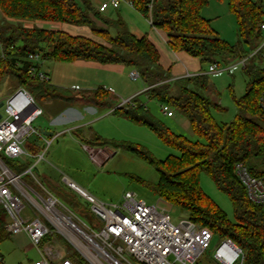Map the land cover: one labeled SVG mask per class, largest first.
I'll return each instance as SVG.
<instances>
[{
	"label": "trees",
	"instance_id": "obj_1",
	"mask_svg": "<svg viewBox=\"0 0 264 264\" xmlns=\"http://www.w3.org/2000/svg\"><path fill=\"white\" fill-rule=\"evenodd\" d=\"M125 1H131L148 19L152 6L151 25L166 32L170 49L198 57L202 64H230L248 57L264 38L263 0H218L226 1L236 16L238 41L235 44L221 38L210 20L202 16L203 8L211 0ZM0 11V86L9 77L17 87L25 86L34 96L49 95L51 82L38 81L27 73L30 63L27 55L32 51H41L53 61L83 59L139 70L148 86L145 90L148 98L184 115L197 139L175 133L138 95L116 107L117 96L100 87L95 91L101 98L96 104L111 106L113 113L147 126L179 153L159 159L145 146L130 141L112 144L154 165L160 177L152 189L162 200L181 207L197 225L210 228L214 239L233 238L244 251V264H264V206L249 197L236 173L237 163L243 162L252 175L264 179V117L259 101L264 89V67L252 63L243 68L249 82L244 95L235 99L237 115L229 123H220L213 112L226 109L208 74L171 80V68L162 65L161 52L147 34L136 35L122 17H107L106 10L95 8L90 0H82L81 4L77 0H0ZM25 20L87 26L99 39L73 35L58 28L26 25ZM202 71H205L203 67ZM90 143L103 146L109 142L96 136ZM28 151L33 156L40 153L39 148ZM2 158L19 174L30 166L29 161L17 164L4 154ZM202 172L230 198L233 220L203 190ZM74 210L84 214L83 209ZM9 222L7 211L0 205V243L12 236L6 229ZM75 256L69 254L75 263L82 264ZM197 264L217 263L204 262L201 257Z\"/></svg>",
	"mask_w": 264,
	"mask_h": 264
},
{
	"label": "rangeland",
	"instance_id": "obj_2",
	"mask_svg": "<svg viewBox=\"0 0 264 264\" xmlns=\"http://www.w3.org/2000/svg\"><path fill=\"white\" fill-rule=\"evenodd\" d=\"M77 1L80 4L82 3V0ZM90 1L95 8L99 9L103 2H109L110 0ZM128 6L131 7H129L130 14L126 12L131 17L130 22L127 20L128 26L133 23L132 25L134 28L136 27L135 30L138 33H144L142 31L146 33V30L149 32L152 28L150 20L125 0H121V8L110 7L104 14L113 19L119 16L124 19L123 8ZM201 14L204 18L210 20L212 27L221 38L231 44L238 41L236 16L230 11L226 1L211 0L203 8ZM54 26L73 35H87L99 39L87 26L69 23H59ZM154 34L157 44L160 43L162 63L167 68L172 66L171 71L174 77H178L180 74L184 75L183 77L190 76L189 74H193L199 67H203L205 70L208 69V64H202L200 58L193 57L186 52H180V60H177L170 47L165 45L161 35L156 31ZM161 34L164 37L166 36L165 31H162ZM251 55V60L247 65L254 63L264 67V38L258 49H254ZM221 64L226 65L224 62ZM44 69L52 77V87L48 89L49 95L35 96L37 104L43 108L44 113L34 120L32 126L35 131L27 138L25 148L27 150L39 148L40 152L46 151L45 159L38 162L29 151L32 156H23L12 159V161L17 164L29 161L30 166L26 170L36 163L37 168H35L34 174L38 178L39 171L47 170L46 172L55 182V186H51L52 191L71 209H83L84 214H82V217L91 224L97 221V216L90 210L89 202L64 183V175H67L82 188L108 204L121 202L124 194L131 191L136 193L137 197L145 199L149 203L159 202L161 206L166 208L173 222L178 223L187 219L188 213L186 211H183L178 205L162 200L152 189V185L156 184L160 177L154 165L133 152L116 147L112 143L130 141L145 146L159 159H165L168 155L179 152L165 144L147 126L135 124L126 117L113 113L114 108L111 106H104L101 103L95 104L100 102L101 99L95 94V91L100 87L112 91L118 98L116 107L120 104H126L138 95V99L146 102L151 112L175 133L195 140L197 135L192 130L188 119L176 110H173V116H168L155 99H149L145 93L148 86L143 79L134 80L130 76L136 68L123 64H102L96 61L78 59L73 62L48 60L44 64ZM209 76L220 92L221 105L226 109L224 112L214 111V117L220 123H229L237 115L235 99L244 95L249 78L242 66L232 73L220 72ZM45 87L49 88L47 85ZM16 88V82L12 78H6L0 86V102L12 94ZM0 110L3 112V108ZM69 116L77 117L78 122L81 121V123L87 124L82 125L79 130L68 126V132L62 133L61 136L53 140L52 144L48 145L38 132L48 130L57 134L60 130L53 125V118L66 121ZM66 125H70V122ZM96 136H101L109 142L100 146L109 156L106 160L97 162L93 161L91 153H94L99 146L90 143V140ZM45 137L51 138L52 136L45 135ZM24 180L39 189V185L32 174L24 175ZM201 186L233 220L234 209L230 198L220 191L212 178L204 172L201 174ZM97 229L99 228L97 227ZM217 244L218 239H214L211 248L203 255L204 262L216 263L213 259V253ZM67 245L68 248H73L69 242ZM0 251L6 255L8 264L18 262L32 264V260L39 257L36 248L31 245L25 233L12 235L1 242ZM69 252L72 251L69 249ZM75 253V259L82 260V255L78 251H75ZM28 259L31 261L29 262ZM84 264L90 263L84 260Z\"/></svg>",
	"mask_w": 264,
	"mask_h": 264
},
{
	"label": "built area",
	"instance_id": "obj_3",
	"mask_svg": "<svg viewBox=\"0 0 264 264\" xmlns=\"http://www.w3.org/2000/svg\"><path fill=\"white\" fill-rule=\"evenodd\" d=\"M127 2L133 6L131 1ZM120 4L121 0H110L101 4L100 10L105 11L109 6L118 8ZM262 28L264 30V24ZM251 56L226 65L214 62L197 74L232 73L241 66L246 67ZM27 60L30 77L51 82V75L44 69L49 59L43 52H29ZM130 76L134 80L141 78L137 69ZM259 101L264 117V89ZM3 102V112L0 110V205L10 218L7 231L11 235L25 233L36 248L39 257L32 260V264H77L69 257V249L71 254L78 251L82 255V264L84 260L90 264H197L211 248L214 236L210 228L199 226L189 218L175 223L159 202L149 203L134 192H126L121 202L108 204L64 175V183L88 201L90 210L97 216V221L91 224L37 178L34 174L36 163L24 173L13 171L2 154L12 159L32 156L25 142L35 131L34 120L44 110L25 86L17 87ZM122 105L125 104L118 107ZM162 109L168 116L174 115L170 106L163 105ZM38 133L50 145L64 132L53 133L51 138ZM45 152L34 155L38 162L45 159ZM236 173L249 197L264 206V179L252 175L243 162L237 163ZM27 174H32L39 189L24 180ZM68 242L73 248H68ZM213 259L217 264H244V251L233 238L225 237L215 246ZM0 264H8L1 253Z\"/></svg>",
	"mask_w": 264,
	"mask_h": 264
},
{
	"label": "crops",
	"instance_id": "obj_4",
	"mask_svg": "<svg viewBox=\"0 0 264 264\" xmlns=\"http://www.w3.org/2000/svg\"><path fill=\"white\" fill-rule=\"evenodd\" d=\"M104 3V2H103ZM102 3V4H103ZM101 6V5H100ZM110 7H113V6H109L108 8H110ZM129 7L130 6H128V7H125V8H123V12H124V19H125V21H126V23H127V20H128V22H130V18L131 17H129L128 16V14H126V12H129V14H130V12H131V10H129ZM133 7V6H132ZM107 8V9H108ZM115 8V7H114ZM118 8H121V4H120V6L118 7ZM118 8H116V9H118ZM131 8V7H130ZM106 9V10H107ZM126 9H128V10H126ZM0 17H1V15H0ZM24 23L26 24V25H30V26H33V25H38V26H40V27H46V28H58L57 26H54V25H58L59 23L58 22H47V21H29L28 22V20H25L24 21ZM151 23V22H150ZM133 23H131V25L130 26H128L129 28H130V30L133 32V33H135L136 35H138V36H143V35H145V34H147L148 36H149V38L157 45V47L159 48V50H160V47H159V44H157V40H156V38H155V34H154V32L156 31L157 33H159L160 35H161V37H162V39L164 40V43H165V45H167V47L169 46L168 45V36H167V34H166V32H165V37L161 34V32L163 31V30H161V29H158V28H156V27H152L151 29H150V31L148 32L146 29H144V30H146V33H145V31H142V32H144V33H138V31H136L135 29H136V27L134 28L133 27V25H132ZM152 24V23H151ZM127 25H129V24H127ZM47 26H50V27H47ZM59 29V28H58ZM164 32V31H163ZM87 36V35H86ZM160 52H161V50H160ZM173 53L176 55V57H177V60H180V57H179V53L180 52H174L173 51ZM161 63H162V55H161ZM162 65L164 66V64L162 63ZM165 67V66H164ZM165 68H167V67H165ZM170 68V67H169ZM171 68H172V66H171ZM202 71V67H199L196 71H194V73L193 74H190V75H194V74H197V73H199V72H201ZM190 72V71H189ZM171 73H172V71H171ZM50 74V73H49ZM176 75V74H175ZM184 75H182V74H180V76H178V77H174L173 76V73H172V79L171 80H175V79H178V78H181V77H183ZM51 82H52V77H51ZM111 87V86H110ZM111 88H113V87H111ZM97 103V102H96ZM95 103V104H96ZM77 117H74V116H69L68 117V119L66 120V121H60V120H58L57 118H53V125L54 126H56V128L58 129V130H60L59 132H64V134L66 133V132H68V130H69V127L68 126H71L70 128H72V129H75V130H79L80 129V127L82 126V125H86L87 123H81V121L80 122H78L77 120L78 119H76ZM68 122H70V125H66V124H68ZM66 125V126H65ZM67 127V128H66ZM73 131V130H72ZM49 132H51V131H49ZM58 132V133H59ZM52 133H54V132H52ZM49 136H51V135H49ZM61 136V135H60ZM98 146V145H97ZM109 155H107V153H106V151L105 150H103V149H101V147L99 146L95 151H94V153H91V158L93 159V161H95V162H97V161H100V160H106L107 159V157H108ZM35 168H37V165H36V167ZM47 170H44L43 172H40L39 171V180H41L47 187H49L51 190H52V188H51V186H55V182H54V180L50 177V175L46 172ZM41 174V175H40ZM28 184H30V183H28ZM30 186H32V187H35V186H33V185H31L30 184ZM0 253L4 256V258H5V260H6V255L4 254V253H2L1 251H0ZM29 260V262L31 261L30 259H28ZM18 263H21V262H18ZM23 264V263H22Z\"/></svg>",
	"mask_w": 264,
	"mask_h": 264
},
{
	"label": "water",
	"instance_id": "obj_5",
	"mask_svg": "<svg viewBox=\"0 0 264 264\" xmlns=\"http://www.w3.org/2000/svg\"><path fill=\"white\" fill-rule=\"evenodd\" d=\"M4 102L1 101L0 102V109L2 108ZM0 118H1V112H0ZM41 133H43L44 135H52L53 133L52 132H49L48 130H42Z\"/></svg>",
	"mask_w": 264,
	"mask_h": 264
}]
</instances>
